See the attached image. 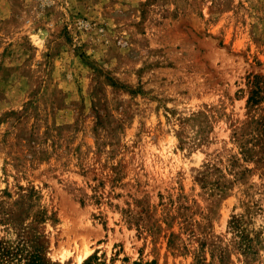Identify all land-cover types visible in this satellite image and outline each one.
Masks as SVG:
<instances>
[{
	"label": "rangeland",
	"instance_id": "1",
	"mask_svg": "<svg viewBox=\"0 0 264 264\" xmlns=\"http://www.w3.org/2000/svg\"><path fill=\"white\" fill-rule=\"evenodd\" d=\"M249 75L264 0H0V264H264Z\"/></svg>",
	"mask_w": 264,
	"mask_h": 264
},
{
	"label": "trees",
	"instance_id": "2",
	"mask_svg": "<svg viewBox=\"0 0 264 264\" xmlns=\"http://www.w3.org/2000/svg\"><path fill=\"white\" fill-rule=\"evenodd\" d=\"M247 86L249 89L248 98L246 101L247 108L251 109L253 107L264 104V83L262 79L258 77L257 75H249L247 77ZM253 139H254V142H253L254 146H256L258 144L259 139L257 137ZM241 149H242V154H244L245 156H249L253 152L251 149L247 148L245 145H243ZM238 223L239 221L233 218L232 221H230V228H232L235 235L239 237L240 239H242V241L245 243V248H243V250L245 254L249 255L251 253V251L249 252V250H252V247L250 245V240H248L246 237H243L239 229ZM8 253L9 252H6L5 254H3L4 257L7 258V260L4 261V264H11L10 262L13 261L14 256H9ZM90 259L91 257H89L83 264H86L87 261H89ZM21 260L24 261L23 264H46L43 261V259L35 252L33 254L26 253ZM134 264H137V263H134Z\"/></svg>",
	"mask_w": 264,
	"mask_h": 264
}]
</instances>
